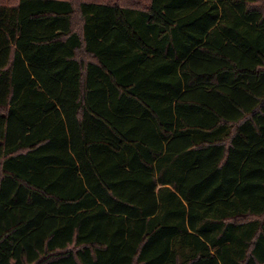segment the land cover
I'll return each mask as SVG.
<instances>
[{"label":"trees","instance_id":"1","mask_svg":"<svg viewBox=\"0 0 264 264\" xmlns=\"http://www.w3.org/2000/svg\"><path fill=\"white\" fill-rule=\"evenodd\" d=\"M0 264H264V0H0Z\"/></svg>","mask_w":264,"mask_h":264}]
</instances>
